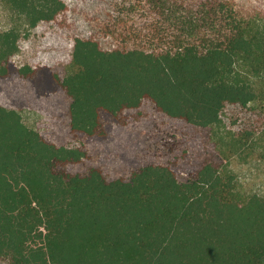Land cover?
<instances>
[{"label":"trees","instance_id":"obj_1","mask_svg":"<svg viewBox=\"0 0 264 264\" xmlns=\"http://www.w3.org/2000/svg\"><path fill=\"white\" fill-rule=\"evenodd\" d=\"M0 1L71 42L66 67L19 65L0 31V81L59 98L67 133L0 105V264H264L233 165L264 157V0Z\"/></svg>","mask_w":264,"mask_h":264},{"label":"rangeland","instance_id":"obj_2","mask_svg":"<svg viewBox=\"0 0 264 264\" xmlns=\"http://www.w3.org/2000/svg\"><path fill=\"white\" fill-rule=\"evenodd\" d=\"M249 4L253 9L251 5L254 3ZM12 27L22 33L20 50L13 58L17 64L49 62L57 67L68 65L71 42L66 35L53 25L29 27L24 18L0 1V31H6ZM60 104L61 100L57 97H37L29 81L22 77L0 81V105L17 108L28 125L57 143L67 140V133L57 117V107ZM131 142L132 139L129 141L126 138L121 139L122 151L126 149L130 152ZM110 162L118 164L115 161ZM233 165L238 173L240 184L245 190L264 195V157L257 155L247 160L235 159Z\"/></svg>","mask_w":264,"mask_h":264}]
</instances>
